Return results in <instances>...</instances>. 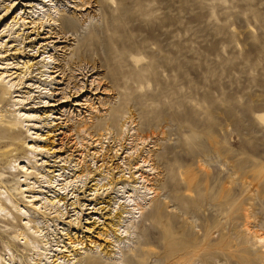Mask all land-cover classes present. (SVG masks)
<instances>
[{
	"label": "rangeland",
	"instance_id": "374dc122",
	"mask_svg": "<svg viewBox=\"0 0 264 264\" xmlns=\"http://www.w3.org/2000/svg\"><path fill=\"white\" fill-rule=\"evenodd\" d=\"M0 192V264H264V0H0Z\"/></svg>",
	"mask_w": 264,
	"mask_h": 264
},
{
	"label": "bare ground",
	"instance_id": "6f19581e",
	"mask_svg": "<svg viewBox=\"0 0 264 264\" xmlns=\"http://www.w3.org/2000/svg\"><path fill=\"white\" fill-rule=\"evenodd\" d=\"M134 60H136V62L138 63V61L140 60L139 58H135ZM9 131V135H10V137L12 138L15 134H18V131L16 130V129H14L13 127H10V129L8 130ZM6 144V143H5ZM17 161V159L15 160V162ZM144 161H147V159H145ZM149 162H150V160H149ZM151 165H153V163L152 164H150V166ZM154 168V166H151V169H153ZM149 190H151L152 188H148ZM156 191L155 190H153L152 191V193H155ZM0 195H1V192H0ZM0 202H1V198H0ZM11 203V202H10ZM2 212H5V213H9V209L7 210V207L6 206H4V204L1 202L0 203V213H2ZM2 214H0V216H1ZM4 216H6V214H3ZM3 215H2V217H3ZM21 233V232H20ZM21 234H23V233H21Z\"/></svg>",
	"mask_w": 264,
	"mask_h": 264
}]
</instances>
